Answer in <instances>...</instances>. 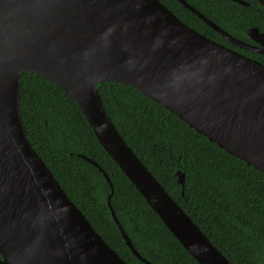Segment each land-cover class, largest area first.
Instances as JSON below:
<instances>
[{
    "label": "water",
    "instance_id": "1",
    "mask_svg": "<svg viewBox=\"0 0 264 264\" xmlns=\"http://www.w3.org/2000/svg\"><path fill=\"white\" fill-rule=\"evenodd\" d=\"M223 40L252 44L177 0ZM247 6L242 0H231ZM264 9V0H256ZM39 75L77 106L105 153L197 264H231L127 146L107 115L101 82L137 89L219 149L264 173V65L197 33L159 0H0V264H125L64 193L29 143L20 77ZM126 246L142 263L110 206ZM183 185L184 174L176 172Z\"/></svg>",
    "mask_w": 264,
    "mask_h": 264
},
{
    "label": "trees",
    "instance_id": "2",
    "mask_svg": "<svg viewBox=\"0 0 264 264\" xmlns=\"http://www.w3.org/2000/svg\"><path fill=\"white\" fill-rule=\"evenodd\" d=\"M197 33L264 65V56L223 40L177 0H159ZM234 38L252 44L264 33L256 0H184ZM102 105L127 146L231 264H264V173L229 155L137 89L97 84ZM20 116L27 139L64 193L125 264H144L126 246L107 203L133 248L151 264H197L105 153L75 103L39 75L20 77ZM184 174L183 185L176 172Z\"/></svg>",
    "mask_w": 264,
    "mask_h": 264
}]
</instances>
